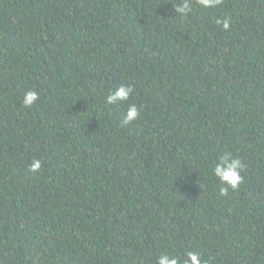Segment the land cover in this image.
I'll list each match as a JSON object with an SVG mask.
<instances>
[{
    "label": "trees",
    "instance_id": "1",
    "mask_svg": "<svg viewBox=\"0 0 264 264\" xmlns=\"http://www.w3.org/2000/svg\"><path fill=\"white\" fill-rule=\"evenodd\" d=\"M174 3L0 0V264H264V0Z\"/></svg>",
    "mask_w": 264,
    "mask_h": 264
},
{
    "label": "clouds",
    "instance_id": "2",
    "mask_svg": "<svg viewBox=\"0 0 264 264\" xmlns=\"http://www.w3.org/2000/svg\"><path fill=\"white\" fill-rule=\"evenodd\" d=\"M222 0H196V3L201 9L207 10L211 7L218 6ZM175 12L179 18H187L193 11L192 0H175ZM222 23L225 30L229 28L228 20L217 21ZM134 92V88L125 84H119L114 89H110L105 102L108 105L120 104L127 102ZM40 99L39 92L36 89L28 90L24 93L21 101L26 108H31ZM141 109L136 104H129L126 111L123 113L122 123L128 125L136 121L140 116ZM41 169V162L38 159H33L29 165V170L37 173ZM244 172V162L239 157H233L230 153H226L217 158L213 165V174L220 181L219 194L226 196L231 190H237L243 181L241 173ZM156 264H181L178 256L169 254L167 251H162L156 260ZM182 264H206L201 253L198 251H187Z\"/></svg>",
    "mask_w": 264,
    "mask_h": 264
}]
</instances>
